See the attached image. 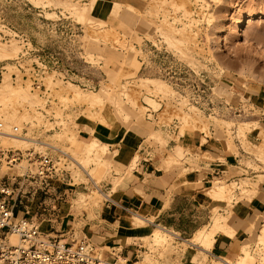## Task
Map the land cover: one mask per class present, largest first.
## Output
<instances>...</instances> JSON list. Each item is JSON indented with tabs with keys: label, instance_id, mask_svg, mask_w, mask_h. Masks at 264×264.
I'll use <instances>...</instances> for the list:
<instances>
[{
	"label": "rangeland",
	"instance_id": "374dc122",
	"mask_svg": "<svg viewBox=\"0 0 264 264\" xmlns=\"http://www.w3.org/2000/svg\"><path fill=\"white\" fill-rule=\"evenodd\" d=\"M68 2L73 3L74 6L76 4L86 7L84 12L86 19L84 21L70 15L71 12L74 14L72 9L62 8L63 5H61L62 7L59 5L46 6L45 2L43 6L41 4L36 6L31 0H0V46L3 45L9 51L13 48L11 53L15 52L10 57H5L7 59L0 60V70L3 67L0 84L7 83V86L17 88V90L18 87L27 89L28 93L32 95L31 99L34 101V96H36L38 100L29 105L30 103L23 98L21 99L20 96L19 98H15L18 96L11 97L12 99L5 98V101L0 99V122L3 123V130L7 128L6 130L10 134V126L16 125L26 129V138L53 145L56 149L42 144H34V141L29 142L28 140L24 143L17 144L16 142L14 144L8 139L6 142L3 138H0V147L35 148L36 151L50 154L60 160L61 164H65L64 167L68 170L74 184L72 187H68L55 181L50 182L51 188L72 189L69 191L68 197L65 195L62 199L68 200L69 203L62 200L54 201L52 195L38 194L33 203L15 204V212L19 213L20 216V211L24 210V206L34 210L35 205L40 200L43 205L38 207L40 208L38 211L40 218L37 223L45 233L50 234L55 229L58 232L50 234L51 237H54L63 230L66 232L68 228H72L77 239L89 240L90 232H95L97 229L96 226L92 225V220L95 219L94 213L96 209L101 207L104 200V195L97 194V188H103L106 183H111L112 191H114L116 189L115 184L119 185L123 181V178H119L117 181L114 177L124 175L126 178L131 175L135 168L134 166L133 169H129L131 172L129 173L126 166H129L131 161L128 165L118 163L117 147H111L107 142L101 141L91 132H88V127L93 129L96 124L95 120L89 118L91 115H96L95 111H97L115 129L120 128L125 135L135 137L137 142L141 140L145 145H151L159 159V168L170 173L185 171L183 170V160L173 166H167L166 161L163 162L168 157L165 158V155H169L173 151L171 142H168L172 136L166 130L171 125H178L179 136L186 132L193 134L198 131H205L208 133L209 128L212 127L213 140H225V142L233 144L237 152L239 150L236 145L237 141L242 149L246 146L247 149L244 150L246 152L248 150V154L244 153L241 156L239 164L244 166V160L247 161V172L240 167L231 175L237 176L235 179L227 181L224 177L214 178L205 184L207 189L213 186L217 180L230 184L231 188H228L230 190L227 193L226 201L220 202L224 206H220L219 210L223 215L229 216L232 204L240 201L243 197L242 192L244 190L242 187L244 185L242 181L251 185L249 170L264 169V161L261 158L259 162L255 159L256 156L253 157L254 147L245 139L247 133L254 131L261 142L264 141V121L261 120L263 118L261 110H258L253 104L255 100L251 96L253 91L264 89V57L262 56L264 54V0H70ZM125 6L133 7L134 10L131 12L136 19L135 22L121 20L122 17L127 16ZM150 7H152V12ZM144 10H149L148 12L151 13L152 16L149 19L145 17L144 20L141 16L144 14ZM243 17L247 23L244 32H241L238 30V23ZM88 18L92 20H87ZM208 19L209 21H207ZM158 26L169 32L174 30L175 43L174 41L168 43L169 41L167 42L164 37L159 36L160 33L154 29ZM154 34L161 38L162 44H165L169 52L176 54L190 67L197 68L202 72L211 88V97L217 99L222 97L235 104L237 103L236 100H240L245 109V115L234 117L217 113V115L207 117L193 106L192 110L187 98L177 92L157 73L154 63L158 61L154 62L151 47L156 40ZM180 35L185 37H181L182 40H180ZM3 36H6L5 39L2 38ZM8 50L7 53H10ZM181 50L182 53L185 52L186 54H181ZM20 55L24 56L22 65L25 68V73L28 74L34 69V72L38 73L39 85L42 86L40 90L32 88L28 80L21 79L22 73L14 62ZM244 64L249 67L245 70L246 72L249 70L247 73L244 71ZM134 65L135 68H133ZM241 71H244L245 74ZM143 78L164 81L170 91L175 93L173 94L171 91L167 94L161 93L159 90L156 91L157 88L155 85L151 86L150 82V85L148 83L144 85L148 80ZM138 79H143L140 81L143 82L144 86ZM69 82L78 85V89L81 90L79 92L83 95L105 88L109 99H105L103 111L98 110L97 106L90 108L86 104L73 100L72 91H68L69 95L65 89L68 87L67 85L65 87V84ZM69 89L70 86L67 90ZM163 94L167 95L163 96ZM144 97L147 100L149 98L148 103L151 100L154 102L153 108L152 105L147 104ZM110 99L117 101L123 111L127 113L129 118L126 121H123L122 117L116 113L113 104L109 102ZM155 105L157 107L154 110ZM214 111L218 110L215 109ZM88 112L90 113V115L88 114L89 117L86 116ZM249 120L257 121V124H253L256 129H252V124L248 123L252 130L245 132V135L243 133L244 136L238 134L237 126H241L243 122ZM223 121L229 123L224 124ZM67 129L69 133L74 129V133H72L75 135L70 133L72 135L70 136L74 137L73 139L67 138L69 133H64ZM81 137H85L87 139L85 141H90L93 137V139H97L98 143L105 145L103 150L99 148L101 151L97 149L90 153V159H86L88 160L87 164H85L84 158L88 155L85 149L83 151L85 145ZM76 141L82 142L83 145L79 142L77 145ZM261 142L260 145H257L261 146ZM217 143L218 146L222 142L218 141ZM79 145L84 147L81 148ZM180 147L183 154L186 155L188 151L181 145ZM261 147L264 148V146ZM251 150L253 153H250ZM60 151L69 155L73 160L65 159ZM80 158L82 161L78 160ZM195 158L213 160L208 153L195 156ZM76 162L82 163L85 171L93 177V181H90ZM100 163L107 166H104L103 171L108 169L107 173H105L106 171L102 172L103 175L98 174L99 171L97 172ZM249 164L251 165L249 166ZM96 165L99 167L98 169H96ZM178 165H181L182 168ZM1 174L2 171H0ZM241 174H246L247 178L242 180ZM207 189L204 190V194L209 197ZM76 200H82L84 205L81 202L75 203ZM74 204L80 207L74 206ZM52 206L56 207L54 211L51 210ZM69 207H71L70 212L74 221L69 216L67 219L71 223L67 225V220H65L59 228L61 220L57 219L54 222V219L57 218V215H61L63 210H68ZM227 213L229 214L226 215ZM136 214L146 218L142 213ZM232 218L233 215L226 222L235 231V226L231 224ZM132 219L134 224L130 222L131 227L140 234L137 237L134 236L128 244L134 243L143 246L145 249L142 250L144 253L139 252L140 257L133 261H140L147 257V261L139 264H180L185 256H189L190 262H192V256L198 253L196 248H189L180 244L181 240L169 236L166 237V242H155L151 239V229L155 226L149 225L148 222L144 224L141 221L142 224H139L137 223L139 220L133 217ZM148 220L153 221V218ZM261 220H264V215L254 225L250 224L252 227L250 237L244 239L235 255L226 256L227 259L235 262L238 260L237 255L246 251L253 257L251 264H260L258 257L251 253L249 248L251 244L264 241L262 234L257 236L261 227L259 224ZM50 222H52L53 230L50 229ZM91 243L98 250L101 249L98 244L99 239L91 238ZM198 259L200 258L195 260ZM200 264L219 263H215L208 256Z\"/></svg>",
	"mask_w": 264,
	"mask_h": 264
},
{
	"label": "crops",
	"instance_id": "0c3cea01",
	"mask_svg": "<svg viewBox=\"0 0 264 264\" xmlns=\"http://www.w3.org/2000/svg\"><path fill=\"white\" fill-rule=\"evenodd\" d=\"M252 93L251 96L255 100L253 104L261 110L263 117L261 120L264 121V89ZM93 131L101 141L107 142L111 147H117L118 163L127 165L135 154L139 156L131 175L123 178L122 183L117 185L114 191L111 183H106L100 189L104 194V200L101 207L96 209L95 219L92 220V225L97 229L95 232L91 231L88 238L90 242L91 238L99 239L98 244L102 252H115L130 261H133L143 248L134 243L126 244L127 237L132 235L137 237L140 234L130 225L133 214L142 213L147 219L153 218L149 225L161 224L178 232L180 237L188 238L199 227L210 222L212 208L224 206L205 196L204 190L207 189L205 184L214 178L224 177L227 181L235 179L237 176L231 175L240 167L247 172V167L239 164L241 156L244 155L239 142H236L239 155H235L226 151L225 140H213L212 134L202 142L199 133L186 132L179 136V127L177 131H170L169 135L172 138H169L168 142H171L173 147L181 145L188 151L183 159L185 171L170 173L159 168V159L151 146L145 145L141 140L137 142L135 137L125 135L120 128L115 129L96 123ZM81 139L87 140L85 137ZM245 139L251 145L261 142L254 131L247 133ZM218 141L222 142L218 145L221 148L217 146ZM204 153L210 154L213 160L195 158ZM249 174L255 194L249 200H240L232 204L231 224L235 226V235L229 238L221 233L216 234L210 250V259H216V256L218 258L235 255L244 239L250 237L252 230L250 224L254 225L264 215V169L249 170ZM240 176L242 179L247 178L246 174ZM50 189L52 191L49 190L48 195H52L54 201L62 200L65 195L68 197L69 191H72L71 188ZM62 201L69 203L65 199ZM70 209L71 207L63 210L61 215L55 217L54 222L57 219L61 220L59 228L65 220L67 225L71 223L67 219L69 216L74 221ZM84 217L86 219V215ZM262 223L263 220L259 224ZM180 264H191L189 256H185Z\"/></svg>",
	"mask_w": 264,
	"mask_h": 264
},
{
	"label": "built area",
	"instance_id": "2783aa9c",
	"mask_svg": "<svg viewBox=\"0 0 264 264\" xmlns=\"http://www.w3.org/2000/svg\"><path fill=\"white\" fill-rule=\"evenodd\" d=\"M6 36L2 38L5 39ZM161 38L151 45L157 73L162 76L177 92L187 98L188 104L203 112L207 117L212 115H229L240 117L245 115V109L240 100L236 104L222 97L212 96L206 77L197 68H192L176 54L169 52ZM157 59V60H156ZM24 56L14 60L16 67L22 73L21 79L28 80L34 89H41L37 72L25 73ZM3 67L0 70V77ZM14 77V76H13ZM217 109L218 111H214ZM178 125H171L166 130H176ZM3 123L0 122V131ZM10 134L26 139V129L12 125ZM172 132V131H171ZM213 133L212 127L208 133L201 131V137L208 139ZM36 142H39L35 140ZM65 159L73 160L60 151ZM239 165V164H238ZM65 164L48 153L36 151L35 148H1L0 147V264H135L115 252H102L86 239L76 238L72 228L63 230L58 236L45 233L37 223L40 218L39 201L34 210L24 206V210L15 212V204L33 203L36 195H48L50 182L72 187V177ZM247 169V168H246ZM54 211V208L51 207ZM56 219V218H55ZM49 220V219H48ZM50 221V220H49ZM50 229L53 230L52 222ZM15 236L17 243L12 244L10 237ZM142 250L144 248H141ZM145 250V249H144ZM264 264V243L256 242L249 248ZM139 258V255L135 259Z\"/></svg>",
	"mask_w": 264,
	"mask_h": 264
},
{
	"label": "bare ground",
	"instance_id": "6f19581e",
	"mask_svg": "<svg viewBox=\"0 0 264 264\" xmlns=\"http://www.w3.org/2000/svg\"><path fill=\"white\" fill-rule=\"evenodd\" d=\"M31 1H33L34 3H35V5L37 6H39V4H41L42 6L43 5H45L46 4V6H48V5H53V6H55V5H59V6H61V5H63V7L62 8H67V9H69V8H71L72 9V11H73V13L74 14H71V13H69L70 15H74L78 20H81V21H84L85 19H86V17L84 16V12H85V9H86V7H84V6H77L76 4H75V6L74 5H72V4H70V2H68V1H70V0H68V1H66V0H45V1H43V0H31ZM46 2V3H45ZM111 2V1H110ZM33 3V4H34ZM45 3V4H44ZM162 3H165V2H162ZM118 4V3H117ZM150 4V3H149ZM128 5V4H127ZM123 6V5H122ZM60 7V8H61ZM117 7H118V5H117ZM149 7V6H148ZM147 7V8H148ZM94 8V7H93ZM151 8V12H152V7H150ZM145 9V8H144ZM149 9V8H148ZM66 10V9H65ZM97 10V9H96ZM125 12L127 13V16H125V17H122L121 18V20H124V21H131V23L132 22H135L136 21V19L134 18V16H133V12H131V10L133 11L134 9H133V7L131 8L130 6H125ZM68 11V10H67ZM145 12H144V14L143 15H141L143 18H144V20L147 18V19H149L152 15H151V13H149L147 10H144ZM142 13V12H141ZM48 15H50V14H48ZM154 15V14H153ZM92 17V16H91ZM146 17V18H145ZM87 20H92V19H87ZM94 20V19H93ZM97 21V20H96ZM207 21H209V19L207 20ZM88 22V21H87ZM91 22V21H90ZM99 22V21H98ZM102 22V21H101ZM246 21H245V18L243 17L240 21H239V23H238V30L239 31H241V32H244V28H245V25H246ZM85 24V23H84ZM160 25V24H159ZM154 29H156L160 34H158L159 36L161 35L162 37H164L165 39H166V41L168 42V43H171L172 41H174V43H175V40H176V37H175V35H174V30H172L171 32H169L168 30H163L162 28H159V26H158V28H154ZM156 33V32H155ZM155 35V38L157 39V38H160L158 35L156 36V34H154ZM184 38L185 36H183V35H180V38ZM182 38L180 39V40H182ZM156 41V40H155ZM171 41V42H170ZM177 42V41H176ZM180 42V41H179ZM1 44V43H0ZM5 44V43H4ZM7 49V48H6ZM5 49V47H3V45L2 46H0V60L1 59H7V58H5V57H10V55H13V54H15V52L14 53H11V51H12V49L9 51L8 49V51L11 53H7V50ZM220 50H221V47H220ZM14 51V50H13ZM185 53V52H184ZM184 53H182V50H181V54H184ZM186 54V53H185ZM184 54V55H185ZM7 55H9V56H7ZM90 55H91V53H90ZM89 55V57H91ZM263 57H264V54L262 55ZM89 59H91V58H89ZM190 61V60H189ZM191 62V61H190ZM130 63V62H129ZM190 64H192V62L190 63ZM248 65L246 64V66H245V64H244V67H245V69H244V71L246 70V68H248L249 69V67H247ZM243 67V66H242ZM243 67V68H244ZM133 68H135V65H134V67ZM242 68V69H243ZM244 71H241V72H244ZM249 71V70H248ZM247 71V72H248ZM54 72V71H53ZM246 72V71H245ZM245 72H244V74H245ZM246 72V73H247ZM134 74H135V71H134ZM243 74V75H244ZM1 78V77H0ZM140 78V77H139ZM146 78V77H145ZM145 78H143L144 80H148V81H144L146 84H144V85H147V83H148V85H150L151 84V86H154L155 85V88H157L156 89V91L157 90H159L161 93H170L171 91H170V89H169V87H168V85H166L165 83H164V81H160V80H157V79H150V78H148V79H145ZM143 79H140L141 81H143ZM139 80V79H138ZM139 80V81H140ZM70 81V80H69ZM140 81V83L143 85V82H141ZM50 82V81H49ZM149 82H150V84H149ZM153 83V84H152ZM52 84V83H51ZM69 84V85H68ZM69 87L70 86V89L69 90H67V86ZM143 85V86H144ZM65 87H67V88H65L66 89V92H68V91H72V95H71V97H72V99L73 100H76L77 102H80V103H83V104H86V105H88V106H90V108H93V107H95V106H97L98 107V110H100V111H103V108H104V104H105V99H109V97H107V93H106V90H105V88H100L97 92H93L92 91V93H89L88 95H86V94H81L79 91H81V90H79L78 88H79V86L78 85H76V84H74V83H71V82H69V83H66L65 84ZM147 87V86H146ZM13 87H9V85L7 86V83H1L0 84V99H1V101H5V98L6 99H12V98H14L15 96H18V97H15V98H19V96L21 97V99L23 98V100L25 99L26 101H28V103H30L29 105H32L33 104V102L35 103V102H37L38 100H37V98H36V96H34V101L31 99V97H32V95L30 94V93H28V90L26 89H24L23 87V89H20V87H18V90H17V88L15 89V88H13ZM71 88H73V89H71ZM154 88V89H155ZM70 91V92H71ZM88 92V91H87ZM160 93V94H161ZM172 93L174 94L175 92H173L172 91ZM30 94V95H29ZM68 94H69V92H68ZM166 94V95H167ZM70 95V94H69ZM166 95H164L163 94V96H166ZM169 95H172V94H169ZM124 96V95H123ZM240 96V95H239ZM12 97V98H11ZM125 98H126V93H125ZM4 99V100H3ZM36 99V100H35ZM66 99V98H65ZM144 100H146L147 101V104H150V105H152L151 107L153 108L154 107V102H151V101H149V103H148V100H149V98H148V100L146 99V97H144ZM0 101V102H1ZM25 101V102H26ZM109 102H111L112 104H113V106H114V108H115V111H116V113L118 114V115H120L121 117H122V119H123V121H126L129 117H127V113H125L124 111H123V109L121 108V106H120V104L117 102V101H115V100H112V99H110V101ZM156 105H157V103H155ZM155 105V108H154V110L156 109V106ZM191 109L193 108L192 106L190 107ZM189 108V109H190ZM193 110V109H192ZM96 112V115H91L90 116V118L89 119H92V120H95V122L97 123V124H101V125H104V126H107V127H112L111 126V124H109L106 120H105V118L102 116V114L100 113V112H97V111H95ZM92 113V112H91ZM90 115V113L88 112L87 113V117H89V115ZM124 115H126V116H124ZM253 115V114H252ZM221 121V120H220ZM226 121V120H225ZM225 121H223V122H225ZM222 122V123H223ZM227 122V121H226ZM224 123V124H228V123ZM257 121L256 120H249L248 122H243L242 123V125L241 126H237L238 127V134H241L242 136H244L245 135V132H249L250 130H252V129H256V126L254 127V125H255V123H256ZM248 123H251L252 124V129H250V126H249V124ZM254 124V125H253ZM257 124V123H256ZM73 125H76V124H73ZM238 125H240V124H238ZM73 127V126H72ZM74 127H76V126H74ZM83 128H84V126H83ZM113 128V127H112ZM5 129V128H4ZM7 129V128H6ZM1 130L0 131V138H3L6 142H7V139L8 140H11L12 141V143H16L17 142V144L18 143H24V142H27L26 140H28L29 142H35L34 144H42V145H46V146H49V147H51V148H54V149H56V147L55 146H53V145H50V144H45V143H42V142H36L35 140H33V139H29V138H23V137H17V136H13V135H11V134H9V132L7 131V130ZM84 129H86V128H84ZM74 130V129H73ZM71 131L70 133H74V131ZM88 132H91L92 133V135H94V136H96L95 135V133H94V131H93V129L92 128H89L88 127ZM190 130H192L191 128H190ZM77 131V130H76ZM85 131H87V130H85ZM66 132H68L69 133V131H68V129L67 130H65V134H66ZM200 132L201 131H198L197 133H199L200 134ZM68 134L69 136L71 135V134ZM73 133H72V135H73ZM90 133V134H91ZM243 133H244V135H243ZM64 134V135H65ZM58 135V134H57ZM71 135V136H72ZM75 135V134H74ZM73 135V136H74ZM212 135H214V132L212 133ZM69 136H67V138H72L71 136L69 137ZM74 138V137H73ZM72 138V139H73ZM159 138V137H158ZM160 139V138H159ZM202 139L204 140L203 142H205V138L204 137H202ZM76 140V139H75ZM75 140H73V141H75ZM82 141H83V143H84V145H85V148H83L82 146H80L81 148H83V151H84V149H85V152L87 153V157L85 156V158H84V156H83V158L86 160L87 158H89V155H90V153L92 152V151H96L97 149H101V150H103V148L105 147V145L104 144H100V143H98V141H97V139H93V137H92V140L90 139V141H85L84 139H81ZM85 141V142H84ZM229 141V140H228ZM79 142V141H78ZM77 141L75 142L77 145L79 144V143H82V142H79L78 143ZM146 142V141H145ZM247 142V141H246ZM83 143L81 144V145H83ZM262 143V145L261 146H264V141H262L261 142ZM17 144H16V146H17ZM147 144H148V142H147ZM159 144V143H158ZM149 145V144H148ZM160 145H162V144H160ZM163 145H164V143H163ZM258 145H260V144H258ZM258 145H256V144H252L251 146H253L254 147V151L253 150H251V152L250 153H253L254 152V155H253V157H255V159L256 160H259V162H260V159L262 158V160L264 161V148L263 147H261V146H258ZM20 146H23V145H21L20 144ZM151 146V145H150ZM25 147V146H24ZM247 149V147L245 146L244 147V149ZM250 148V147H249ZM99 149V150H100ZM171 149H172V147H171ZM242 149V148H241ZM244 149H242V151L244 152V153H246V154H248L247 152H248V150H247V152L244 150ZM100 150V151H101ZM105 150V149H104ZM226 151H228V152H231V153H233V154H235V155H237V150L233 147V144H230V143H227L226 142ZM253 151V152H252ZM168 152V151H167ZM249 153V154H250ZM166 156H168L167 158H166ZM163 158V157H162ZM165 158L166 159H164L163 160V162L164 161H166L165 163L166 164H168L167 166H173V165H176V164H178L179 162H181L184 158H185V154H183V151L181 150V147H180V145H175L174 147H173V151L171 152V153H169V155H165ZM81 159V158H80ZM80 159H78L79 161H82V159L80 160ZM90 159V158H89ZM132 160H131V164L129 165V166H126V167H128V170L129 169H133V167L136 165V163H137V161H138V155H136L135 157H133V158H131ZM93 160V159H92ZM250 160V159H249ZM252 160V159H251ZM250 160V161H251ZM84 161V160H83ZM87 161L88 160H86V162H85V164H87ZM90 161V160H89ZM249 161V162H250ZM98 162V161H97ZM103 162V161H102ZM253 162V161H252ZM89 163V162H88ZM104 163H105V161H104ZM104 163H100V165H99V167L96 165V169H98L99 168V170H97V172L99 171L100 173H98V174H102V172H104V171H106V170H104L103 171V169H105V167H107V166H105V165H107L106 163H105V165H103ZM76 164L79 166V168H81V170H83L85 173H86V175L89 177V179H90V181H93V177L89 174V172H86L85 171V167H83L81 164L82 163H79V162H76ZM96 164V163H95ZM98 164H99V162H98ZM244 166L245 167H247L248 166V162L247 161H245L244 160ZM256 164V163H255ZM83 165H84V163H83ZM128 165V164H127ZM251 164H249V166H250ZM257 165V164H256ZM105 166V167H104ZM178 166H180L181 167V165H178ZM104 167V168H103ZM182 168V167H181ZM107 169V168H106ZM124 169H126V168H124ZM186 169V168H185ZM127 170V169H126ZM125 170V171H126ZM184 170V169H183ZM107 171H108V169H107ZM107 171L105 172V173H107ZM188 171V170H187ZM97 172H96V174H97ZM124 172V171H123ZM129 173H131L130 172V170L128 171ZM115 173V172H114ZM113 173V174H114ZM97 174V175H98ZM117 174V173H116ZM115 174V175H116ZM97 175H96V177H97ZM103 175V174H102ZM183 175V174H182ZM129 176V175H128ZM99 178L101 177L100 175L98 176ZM117 178H115L114 177V179H116L117 181H118V179L119 178H124L125 176L124 175H122V176H116ZM245 179V178H244ZM244 179H242V180H244ZM114 182H116V181H114ZM114 182H113V184H114ZM94 184H95V182H93ZM117 183V182H116ZM183 183V182H182ZM185 183V182H184ZM181 184V183H180ZM233 184V183H232ZM242 184L244 185L243 187H242V189L244 190L243 192H242V194H243V197L241 198V200H249L254 194H255V188H254V186H252V185H249L246 181H242ZM230 184L229 183H223V182H221V181H219V180H217V181H215L214 183H213V186H210L208 189H207V195L209 196V198L212 200V201H216V202H224V201H226V198H227V193L229 192V190H228V188H231L230 186H229ZM246 185H248V186H246ZM94 186H96V184L94 185ZM115 186H117L116 184H115ZM232 186V185H231ZM238 188H241L240 186H238ZM101 189V188H100ZM100 189H98L97 188V194H102V195H104L103 194V192L100 190ZM80 196H81V194H80ZM83 196V195H82ZM85 197V196H84ZM82 200H83V198L82 197H80ZM88 198V197H87ZM78 199H79V197H78ZM82 200H79V201H75V203H78V202H81ZM87 200V199H86ZM85 200V201H86ZM73 201V200H72ZM82 203V202H81ZM85 203V202H84ZM81 205V204H80ZM82 205H84L83 203H82ZM74 206H77V204L75 205L74 204ZM77 207H80V206H77ZM75 208V207H74ZM220 207H218V206H215L214 208H212V210H211V213H212V215H211V220H210V222L208 223V224H206L205 226H202L201 228L199 227V229H197V230H195L193 233H192V235L189 237V238H182V237H180L179 236V233L178 232H176V231H173V230H170V229H168V228H166V227H164V226H161L160 224H156V223H154L153 225L155 226L153 229H151L152 230V234H151V239L152 240H154L155 242H160V241H162V242H166V240H167V236H169L170 238H175L176 240H181V242H180V244H183V245H186L187 247H189V248H196L198 251V253L197 254H194L193 256H192V262H190L191 264H200L201 262H202V260L204 259L205 260V258L206 257H208L209 255H210V250H211V248H212V246H213V243H214V237H215V235L216 234H218V233H221V234H223V235H225V236H227V237H229V238H233L234 237V235H235V231L227 224V219L229 218V217H231V215H232V213L229 215V216H225V215H223L222 213H220ZM133 214V213H132ZM229 213H227L226 215H228ZM134 215V217L133 218H136L137 220H139V222H137V223H141V222H143L144 224H146V222H148V223H150V222H153L152 220H148L147 218H142L141 216H139V215H137V214H133ZM132 215V216H133ZM133 220V219H132ZM141 221V222H140ZM130 222H132V221H130ZM133 223V222H132ZM134 224V223H133ZM142 224V223H141ZM259 234H262V238L264 239V220H263V223H262V225H261V227H260V230H259V232H258V234H257V236L259 237L260 235ZM133 238H134V236L132 235V236H129V237H127L125 240H126V244H128L130 241H132L133 240ZM257 238V237H256ZM262 238H261V240H262ZM10 242L12 243V244H16L17 243V238L15 237V236H11L10 237ZM262 242H264V241H262ZM97 249V248H96ZM141 253H144L143 251H141ZM139 255V254H138ZM140 257V256H139ZM197 258H200V259H198V260H195V259H197ZM215 258V257H214ZM237 261H235V262H233V261H231L230 259H227L226 257H224V256H221V257H218L217 258V256H216V259H212L215 263H219V264H251V262L253 261V257L248 253V252H246V251H243V252H241L240 254H238L237 255ZM143 261H147V257H144L143 258V260H136L135 261V264H139L140 262H143Z\"/></svg>",
	"mask_w": 264,
	"mask_h": 264
}]
</instances>
